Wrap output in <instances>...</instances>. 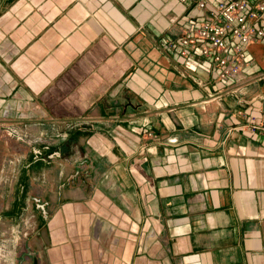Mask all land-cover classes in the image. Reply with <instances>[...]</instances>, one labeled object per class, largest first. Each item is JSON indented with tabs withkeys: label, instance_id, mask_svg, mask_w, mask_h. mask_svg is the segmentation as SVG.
<instances>
[{
	"label": "crops",
	"instance_id": "0c3cea01",
	"mask_svg": "<svg viewBox=\"0 0 264 264\" xmlns=\"http://www.w3.org/2000/svg\"><path fill=\"white\" fill-rule=\"evenodd\" d=\"M203 13L0 0V232L41 223L0 264H264V37L219 82L166 47Z\"/></svg>",
	"mask_w": 264,
	"mask_h": 264
},
{
	"label": "built area",
	"instance_id": "2783aa9c",
	"mask_svg": "<svg viewBox=\"0 0 264 264\" xmlns=\"http://www.w3.org/2000/svg\"><path fill=\"white\" fill-rule=\"evenodd\" d=\"M179 1L204 13L196 27L189 26L166 47L176 48L180 58L199 60L219 82L238 81L241 67L251 64L244 60L246 46L264 37V6H249L247 0ZM248 131L264 140L263 128L251 123Z\"/></svg>",
	"mask_w": 264,
	"mask_h": 264
},
{
	"label": "rangeland",
	"instance_id": "374dc122",
	"mask_svg": "<svg viewBox=\"0 0 264 264\" xmlns=\"http://www.w3.org/2000/svg\"><path fill=\"white\" fill-rule=\"evenodd\" d=\"M34 189L37 188H31L30 192L33 193ZM8 226L10 229L7 233L0 232V259L6 258L7 260L11 259L19 248L27 245L35 246L34 242L37 241L35 234L41 230V223L37 213H26L23 219L19 216L14 217Z\"/></svg>",
	"mask_w": 264,
	"mask_h": 264
},
{
	"label": "water",
	"instance_id": "95a60500",
	"mask_svg": "<svg viewBox=\"0 0 264 264\" xmlns=\"http://www.w3.org/2000/svg\"><path fill=\"white\" fill-rule=\"evenodd\" d=\"M32 264H36L34 257H32Z\"/></svg>",
	"mask_w": 264,
	"mask_h": 264
}]
</instances>
